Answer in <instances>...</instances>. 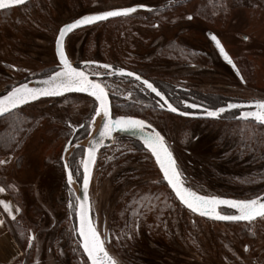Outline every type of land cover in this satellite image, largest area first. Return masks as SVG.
<instances>
[{"label":"rangeland","instance_id":"1","mask_svg":"<svg viewBox=\"0 0 264 264\" xmlns=\"http://www.w3.org/2000/svg\"><path fill=\"white\" fill-rule=\"evenodd\" d=\"M187 2L35 0L27 8L0 13V93L53 71L57 64L55 41L65 24L97 12L144 4L155 12L139 11L127 19L75 31L67 40L68 53L75 59L116 57L125 64L136 57L144 60L138 66L154 79L183 84L219 99H264V0H216V7L213 0ZM210 34L217 36L232 57L241 60L247 86H242L234 71L220 60ZM184 49L200 51L207 59L185 56ZM192 61L196 70L183 67ZM104 83L114 94L118 114L147 117L166 136L191 189L219 196L264 191V136L260 127L188 121L156 113L134 100L132 83L121 78ZM96 107L95 100L74 95L25 107L23 113L33 120L22 137L21 151L0 158L6 161L0 164V179L6 180L11 191L5 188L0 200L10 203L13 211L14 207L19 209L30 236L34 234L36 239L31 264H89L73 240L71 199L66 189L77 197L74 182L80 184L81 175H73L74 182L69 184L62 158L73 134H69V124L91 123L88 137L97 131L101 117L91 121ZM76 149L67 153L66 160ZM166 187L151 156L130 141L115 139L112 147L100 154L91 201L99 228L104 225L111 235L109 252L118 262L244 264L252 259L245 255L246 245H258L264 255V233L249 241L245 226L211 223L184 208L178 217L181 207ZM145 195L159 196L166 203L155 202L151 211L141 208L143 214L134 217L133 201ZM135 223L140 226V236ZM22 250L18 264H23L27 253Z\"/></svg>","mask_w":264,"mask_h":264},{"label":"snow or ice","instance_id":"2","mask_svg":"<svg viewBox=\"0 0 264 264\" xmlns=\"http://www.w3.org/2000/svg\"><path fill=\"white\" fill-rule=\"evenodd\" d=\"M25 3L26 0H0V9H6L10 6H21ZM147 7L148 6L144 4H136L129 7L102 11L94 15L84 16L75 20L71 24L64 25L59 30V35L56 40L57 52L62 67H60L58 71L54 70L51 72V74H49L48 77L42 81V87H30L28 84H20L19 86L12 87L5 94L0 95V117L5 115L12 116L13 111L17 110L21 105L36 101L41 97L62 95L63 93L72 91L87 92L95 98L96 102H98V107L94 109L91 121H94L96 116L101 117L103 123L102 128L98 133L100 139L96 140L93 138L86 148L87 158H82L80 161V166L83 168L81 184L83 196L76 197L77 204L75 205H73L71 201L69 202V206L75 207L79 214V243L83 248V252L86 253L87 260L90 261V264H118V261H116L106 250L105 239L101 238L100 233L93 224L89 215L90 208L86 203L88 200L91 169L96 160L97 147L103 144L104 139L110 138L113 131L117 129L120 131L135 130L141 133L144 145L155 157V160L159 165V169L163 173L162 178L167 182V185L175 194V198H177L192 212L218 221L252 222L257 218L264 220V198L261 196L250 199H229L215 195H201L191 188L186 187L183 172L161 132L155 130L147 121L137 119L132 116H119L113 119L110 110L109 94L106 91V86L102 82L90 79V73H86L83 70L73 67L69 62L64 50V38L68 32L81 25L92 24L96 21L106 20L110 17L128 16L129 14L135 13L138 9ZM213 7H216V0H213ZM188 19H191V16H189ZM210 36L211 39L215 41L220 54L230 65H232L239 75L240 70L225 50L221 41L215 34H210ZM244 39H248V37H244ZM86 63L92 65L97 64L98 62L87 61ZM99 67L110 71H107L106 73L95 72L91 73V75L99 76L104 74H119L121 76L126 75L134 77L137 81H141L142 85L148 90H151L152 93H155L156 96L161 98L163 103L158 102V106L160 108L163 109L167 107V109L173 113L180 111L178 107L173 106V104L169 102L165 94L160 91L154 83L150 82L148 79H143L141 75L132 71H127L123 67L113 68V65L107 63L99 65ZM240 79L243 80V76H240ZM252 103L255 104L256 110L241 112V118L245 120L252 118L255 122L264 125V100L254 101ZM189 107L199 108L201 106L193 103L190 104ZM237 107H239L237 104H227L226 107L205 108L204 115L212 118H220L223 113ZM180 114L184 116L192 115V113L186 111ZM79 127H88L89 134H91V123L87 126L69 124V134L71 135ZM254 135L255 133L253 132L252 136ZM70 147L79 148L80 145L78 140L75 144H73V140L69 139L65 144L63 151L68 153ZM74 155L75 153L72 154L73 157ZM3 163H6V161H0V164ZM64 168L67 171L68 183L71 184L74 173L69 160L64 161ZM5 190V187H0V193L5 192ZM155 202L166 203V201H160L159 196L153 195H145L139 200H134L133 204L135 207L133 208V216L139 217L142 215L143 213L140 211L141 208L151 211L152 208L156 206ZM0 206H2L3 209L11 215L13 219H15L13 208L10 203L5 200H0ZM226 209L235 211L230 213L227 212ZM16 211H19V209H16ZM2 223L3 221L0 220V224ZM134 228L135 230H138L139 224L135 223ZM130 237L131 233H129V238ZM34 240L35 236L33 234L29 237V246H31V242ZM245 250H247V246H245Z\"/></svg>","mask_w":264,"mask_h":264},{"label":"flooded vegetation","instance_id":"3","mask_svg":"<svg viewBox=\"0 0 264 264\" xmlns=\"http://www.w3.org/2000/svg\"><path fill=\"white\" fill-rule=\"evenodd\" d=\"M34 1L35 0H32V1L28 2L27 4H25L23 6H19V7H16V8H12V9H8V10H5V11H1L0 13L9 12V11H12V10H18V9H21V8H27L28 5H30ZM192 2H194V0H189V2H187L186 4H190ZM186 4H182V5H186ZM119 8H122V7H119ZM31 10H34V9H31ZM110 10H112V9H110ZM153 10L154 9H151V8L148 7V8H145L144 10H139V11H143V12H146V13H151V12H155ZM139 11H136V12H139ZM97 13H99V12H97ZM97 13H94V14H97ZM135 13L129 14L128 16H120V17L112 18V19H109V20H106V21H102V22H99L97 24H94V25L85 27V28L94 27V26L101 25L103 23H108V22L115 21V20L127 19V18L131 17V15H134ZM82 17H84V16H82ZM82 17H80V18H82ZM80 18H77V19H80ZM192 18H194V17L191 16V19ZM77 19H75V20H77ZM75 20H73V21H75ZM73 21H71V22H73ZM71 22H69V23H71ZM69 23H67V24H69ZM171 25H174V24H171ZM157 26L159 27V24H157ZM85 28H82V29H85ZM79 30H81V29H79ZM73 33H71V34H73ZM70 35L66 39L65 49H66V45H67V40L70 37ZM137 39L141 41V39H139V38H137ZM56 40H57V38H56ZM173 40H176V39H173ZM213 43L216 46L215 41H213ZM216 50H217L216 51V54L218 55V57L220 58V60L223 63H225L232 71H234L235 76L240 80L241 85L244 86V87L247 86L248 85L247 84L248 82H247V78L243 74V72H244L243 71L244 70V66L241 63V60L239 58L232 57L227 52L231 56L233 62L236 64L237 68L240 70L239 71V75H238L237 72H236V70L232 67V65H230L224 59V57L220 54L219 49H218L217 46H216ZM184 51H185L184 52L185 56L195 57L196 60H199L200 58L207 59V57L202 52H200V51H197V50L196 51H193V50H187V49H184ZM66 53H67L68 58L70 59V61L77 68H82L87 73H90V75H91V73H95V72L106 73L107 71H110V70H105V69H103L102 67H99L96 64L89 65L88 63H86L87 61H96V62H98L97 64H101V65H103L105 63L111 64V65H113V68L123 67L127 71H132V72H135V73L141 75L143 79H148L150 82L154 83V85L157 86L158 89L165 94V96L168 98L169 102L172 103L173 106L178 107L179 110L182 111V112H185L186 111V112H190L192 114H194V113L195 114H201V113H203L202 110H200L198 108H191V107H189V105L190 104H193V103L200 105L201 107H199V108H217V107H225L229 103H252L254 101L264 100L263 98H261L259 96L251 97L249 99L248 98L247 99L246 98H227V99L226 98H220L219 99L218 97H215L213 94H204V93L202 94L201 92L200 93L199 92H196L194 90H191L190 88H185L183 84L179 85V84H175L173 82H168V81L161 80V79L151 78L150 77L151 75L149 73L145 72V70H143L142 68H140V66H138L141 62H144V60H142L140 58L136 59V57H133V61H131V62L129 60H127L126 61L127 64H125L123 62H120L119 61V58H116V57H110V59H108L109 57H106L107 59H102L100 57L86 58V59H82V58L81 59H75V58H72L71 57V55L68 53V50L67 49H66ZM55 56H56L57 64L54 66V68H52L53 71L54 70L57 71L61 67L60 66V63L58 61L57 55H56V41H55ZM145 61H146V59H145ZM3 65H7V64L5 62H3ZM183 67L186 68V69H189V70H196L197 65H196V62H193L192 61V62L184 63L183 64ZM53 71H51V72H53ZM51 72H50V74H51ZM48 75H43L42 77H45V76H48ZM91 76H93L97 81L102 82L104 85H105L104 82L106 80L116 79V78H121V79H124V80L128 81L129 83H132L134 85V87L132 88V92H130V95H133L135 97V99H134L135 101L138 100L139 103L143 102L144 105L146 107H148V110L149 111H155L156 113H161V114H168V115H171V116H175V117H179V118L186 119L188 121H215V122H226V123H229V122L231 123L232 121H243V122H247L249 124H252L254 126H257V125L264 126V125L259 124L258 122H255L254 120H252V118H249L247 120L241 118V115H240L241 112L254 111V110H256L255 107L235 108L233 110H230V111H227V112L223 113L221 115V117L220 118H217V119H193V118H184V117H181V116H178V115L169 113L164 108L163 109L160 108L158 106V102L159 103H163V101L161 100V98L158 97V96H156L155 93H152L151 90H148L145 86L142 85L141 81H137L135 78L125 77V76H117V75H107V74L99 75V76H97V75H91ZM240 76H243V80L240 79ZM182 81H184V83L186 82V80H182ZM106 90H107V92H108V94H109V96L111 98L112 111H113V116L114 117H119V116H132L134 118L143 119V120L147 121L149 124H151L155 130L159 131L153 125L152 121L149 120L147 117L137 116V115H130V114H122V113L118 114L115 111V109H114V106H115L114 94L112 92H110V90H109V88L107 86H106ZM6 92L7 91H5L3 93H0V95L5 94ZM71 95H77V94H71ZM68 96H70V95H68ZM81 96H83V95H81ZM88 98H90V97H88ZM90 99H92V98H90ZM217 99H218V101H217ZM92 100H94V99H92ZM213 100H215V102H213ZM80 129H81V127L77 128L75 130V132H73V134L69 138V139H72L73 140V144L76 143V142H74V134H76ZM159 132H161V131H159ZM161 134L165 137V140H166L167 145L170 147V150L173 152L172 146L167 141L166 136L162 132H161ZM87 138H85V139H87ZM85 139H83V140H85ZM115 139H117L118 141L119 140L120 141H130L133 144L139 146L141 148V150L147 152L151 156L152 160L155 163V160L152 157V155L150 154V152L138 140L133 139L131 137H116ZM112 145L110 147H112ZM110 147L104 148V149H102L99 152L98 157H97V161H96V165H97V162L99 160L100 154L101 153H104L105 151H107ZM84 153H85V149L83 148V158H84ZM173 155H174V153H173ZM96 165H95L94 173H95V170H96ZM155 165H156V163H155ZM63 166H64V164H63ZM156 167H157V165H156ZM157 169H158L161 177H163L158 167H157ZM180 169H181V167H180ZM94 173H93V177H94ZM80 175H81V181H82V175H83V173H82V167H81V174ZM185 176L186 175L183 174V177H184V180H185V184L188 186ZM92 181H93V178H92ZM163 182L167 186L166 188H168V190L170 191V193L172 194V196L174 197V199L177 201V203L181 207V208H178V211H179L178 217H181L182 216V211H183V208H184L186 211H188L192 215H194V216H196V217H198V218H200L202 220L211 222V223L245 226V227H247V234L249 236L247 240H249V241H256V235H259L260 233H264V220H261L260 218L257 219V220H255V221H252V222H244V223H240V222H236V223H223V222H217V221L207 220V219H205L203 217H200V216L192 213L191 211H189L188 209H186L177 198H175L174 193L172 192V190L167 185V183L165 182L164 179H163ZM91 185H92V183H91ZM263 194H264V191L257 189V190L252 191L251 194L248 193V194H245L243 196H236V195L228 194V195H231V196H228L227 195V196H220V197L229 198V199H250V198H255L257 196H262ZM201 195H203V194H201ZM206 195H213V194H206ZM90 196H91V188H90ZM215 196H219V195H215ZM91 203H92V201H91ZM226 211L231 213V212H234L235 210H228V209H226ZM92 215H93L94 221L96 222V226H97V229H98L99 233L101 234L102 238L105 239V246H106L107 251L109 252V245L111 244V235L106 230V227L104 225H102L99 228V224L96 221V217H95V215L93 213V206H92ZM148 224H149V222H147L146 225H148ZM253 227H254V229H253ZM135 231L137 232V235L140 236V226H139L138 230H135ZM135 231H134V233H135ZM146 232L148 234V232H149L148 231V228H146ZM134 237L137 238L136 235H134ZM133 242L137 244L138 241L137 240H134ZM178 243L179 244H177V243L176 244L179 245V248H180V246L182 244L180 242H178ZM246 246H247V250H245V248H244L245 255L246 256L247 255L252 256L251 257L252 259H250V262L248 261V262H246L244 264H264V255L262 254L263 253L262 249H260L258 247V245L255 246L254 248H251L250 245H246ZM109 254L116 261H118L116 259V257H114L110 252H109ZM219 259L220 258L217 257V260H219ZM222 260H224L225 262L227 261L226 258L225 259H222ZM216 263H219V262L217 261ZM118 264H121V263L118 262Z\"/></svg>","mask_w":264,"mask_h":264},{"label":"trees","instance_id":"4","mask_svg":"<svg viewBox=\"0 0 264 264\" xmlns=\"http://www.w3.org/2000/svg\"><path fill=\"white\" fill-rule=\"evenodd\" d=\"M50 72L46 73L45 75L50 74ZM74 96H81V95H74ZM65 97L66 96L57 98L55 100L60 101L64 99ZM24 108L14 111L12 116L6 115L5 117L0 118V158L5 155L7 156L8 154H13V153L21 151L22 137L29 130L27 125L33 120V118H31L29 115L23 113ZM114 109H116L115 106H114ZM231 123L247 124V122H243V121H232ZM84 125L87 126L89 124L86 122ZM257 127H260L262 129V136H264V126L257 125ZM88 135H89V128L83 127L76 134H74V142H76L77 140L79 142L87 138ZM73 153H75V155L74 157L71 155L69 161H70V165L73 170V173H74L73 175L78 176L79 174H81L80 161L83 158V148H78ZM19 159L17 161V164L18 162H20ZM262 173H264V171H262ZM0 185L4 186L7 189V191L11 194L10 186L7 184L4 178L0 179ZM66 189L70 193V199L73 202V205H75L76 196L73 194V192L69 188L66 187ZM75 214H76V208L71 207L70 215L72 218L71 223L73 227V240L79 245V238L76 235ZM22 217H23L22 213H19L16 219L10 221V227L17 241L19 242L20 246L23 249H25L27 252L25 256L26 258L24 257L23 259V264H31L33 260V254H34L33 248L35 247L36 239L32 241L31 246H29V237H30L31 232H30V229L27 227L25 220H23ZM79 248H80V245H79Z\"/></svg>","mask_w":264,"mask_h":264},{"label":"water","instance_id":"5","mask_svg":"<svg viewBox=\"0 0 264 264\" xmlns=\"http://www.w3.org/2000/svg\"><path fill=\"white\" fill-rule=\"evenodd\" d=\"M30 1H32V0H26V3L25 4H27L28 2H30ZM24 4V5H25ZM21 6H23V5H21ZM16 7H19V6H10L9 8H6V9H0V12L1 11H5V10H8V9H12V8H16ZM145 8H143V9H138L137 11H139V10H144ZM91 15H94V14H91ZM117 17H120V16H117ZM112 18H116V17H110V18H108V19H106V20H109V19H112ZM106 20H102V21H106ZM102 21H96V22H94V23H92V24H88V25H81V26H79V27H77V28H74L72 31H70V32H68L67 34H66V36H65V38H64V50H65V53H66V49H65V42H66V39H67V37L71 34V33H73L74 31H76V30H79V29H82V28H85V27H88V26H91V25H94V24H97V23H99V22H102ZM74 22V21H73ZM73 22H71V23H73ZM71 23H69V24H71ZM59 35V34H58ZM56 55H57V58H58V61H59V63H60V60H59V55H58V52H57V46H56ZM66 56H67V58H68V55H67V53H66ZM68 60H69V62L72 64V66L73 67H76L71 61H70V59L68 58ZM96 65H101V64H96ZM60 66L62 67V65L60 64ZM77 68V67H76ZM78 69H80V70H83L82 68H78ZM59 70V69H58ZM57 70V71H58ZM84 71V70H83ZM86 72V71H85ZM87 73V72H86ZM114 75H117V76H121V75H119V74H114ZM48 76H45V77H40V78H36V79H33L32 81H30V82H28V83H25V84H28L30 87L31 86H36V87H42L43 86V84H42V81H44L46 78H47ZM125 77H129V76H126L125 75ZM89 78L90 79H94V80H96L93 76H91V75H89ZM132 78H134V77H132ZM107 91V90H106ZM71 94H77V95H83V96H87V97H90V98H92V99H94L95 100V98L94 97H92L89 93H87V92H76V91H72V92H66V93H63L62 95H55V96H49V97H41L40 99H38V100H36V101H32V102H30V103H28V104H25V105H21L17 110H19V109H22V108H24V107H26V106H29V105H31V104H35V103H37V102H39V101H42V100H46V99H57V98H61V97H64V96H68V95H71ZM109 102H110V110H111V114H112V117H113V119H115L116 117H114L113 116V111H112V103H111V98H110V96H109ZM97 104H98V102H97ZM229 104H237V105H239V107H237V108H244V107H255V104L254 103H229ZM226 107V106H225ZM167 112H169V113H172V114H175V115H178V116H181V117H184V118H193V119H217V118H212V117H208V116H206V115H204V109L205 108H198V109H200V110H202V112L203 113H201V114H192V115H189V116H184V115H181L180 113H182V111H179V112H176V113H173V112H171L169 109H167L166 107L164 108ZM233 109H235V108H233ZM233 109H230V110H233ZM230 110H228V111H230ZM14 111H16V110H14ZM13 111V112H14ZM6 116V115H5ZM5 116H2V117H0V118H3V117H5ZM137 119H139V118H137ZM102 120H100V124H99V127H98V129H97V131L91 136H89L88 138H87V142H86V144L85 145H81V144H79L80 145V147H82V148H84L85 149V153H84V159H86L87 158V152H86V148H87V146L89 145V143L93 140V138H95L96 140H99L100 139V137H99V135H98V133H99V131L101 130V128H102ZM116 137H131V138H133V139H136V140H138L139 142H141L142 143V145L150 152V150L144 145V143H143V140H142V138H141V133L139 132V131H135V130H124V131H120V130H114L113 131V133H112V136L110 137V138H106V139H104V141H103V144L102 145H99L98 147H97V151H96V160H95V163H94V165L92 166V169H91V178H90V182H89V188H88V200L86 201V203L89 205V208H90V211H89V215H90V218H91V220H92V222H93V224L95 225V227H96V229H97V226H96V222L94 221V219H93V215H92V203H91V196H90V188H91V183H92V178H93V173H94V169H95V165H96V161H97V157H98V154H99V152L102 150V149H104V148H108V147H110L112 144H113V142H114V140H115V138ZM72 140V139H71ZM71 149H73V147H70L69 148V151L71 150ZM150 154H151V152H150ZM66 155H67V153H65L64 152V155H63V164H64V161L66 160ZM152 155V154H151ZM152 157L154 158V160H155V157L152 155ZM155 163H156V165H157V167L159 168V165L157 164V162H156V160H155ZM64 170H65V168H64ZM160 170V169H159ZM160 172H161V170H160ZM65 173H66V176H67V171L65 170ZM82 173H83V168H82ZM161 174H162V176H163V173L161 172ZM73 180H74V177H73ZM72 182H74V181H72ZM166 182V181H165ZM75 184H76V186H77V197H80V196H83V191H82V187H81V184H82V181H81V183L80 184H78V183H76V182H74ZM167 183V182H166ZM185 186L186 187H189V186H187L186 184H185ZM190 188V187H189ZM171 189V188H170ZM193 190V189H192ZM175 195V194H174ZM262 198H264V194L261 196ZM182 204V203H181ZM183 205V204H182ZM186 209H188L185 205H183ZM189 210V209H188ZM189 211H191V210H189ZM192 212V211H191ZM192 213H194V212H192ZM194 214H196V215H198V216H200L198 213H194ZM75 217H76V235H77V237L79 238V241H80V237H79V234H78V228H79V224H80V218H79V214H78V212H77V210H76V214H75ZM200 217H203V216H200ZM203 218H205V219H207V220H212V221H217V222H223V223H236V222H233V221H218V220H215V219H212V218H209V217H203ZM257 219H259V218H257ZM256 219V220H257ZM240 223H244V222H246V221H239ZM97 231H98V229H97ZM99 232V231H98ZM101 235V234H100ZM101 238H102V236H101ZM103 239V238H102ZM79 245H80V243H79ZM106 247V246H105ZM80 248H81V250H82V252H83V248H82V246L80 245ZM107 250V249H106ZM83 254H84V256H85V258L87 259V256H86V253H84L83 252ZM88 261V260H87ZM88 263L90 264V261H88Z\"/></svg>","mask_w":264,"mask_h":264},{"label":"crops","instance_id":"6","mask_svg":"<svg viewBox=\"0 0 264 264\" xmlns=\"http://www.w3.org/2000/svg\"><path fill=\"white\" fill-rule=\"evenodd\" d=\"M14 207L15 219L19 215ZM0 264H18L17 262L23 257V250L17 241L11 227L10 221L14 220L12 216L9 217L8 213L0 206Z\"/></svg>","mask_w":264,"mask_h":264}]
</instances>
